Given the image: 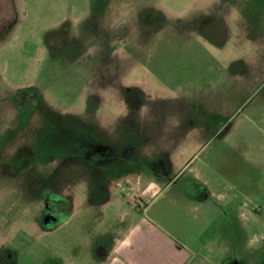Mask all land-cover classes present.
Returning a JSON list of instances; mask_svg holds the SVG:
<instances>
[{
	"label": "rangeland",
	"instance_id": "1",
	"mask_svg": "<svg viewBox=\"0 0 264 264\" xmlns=\"http://www.w3.org/2000/svg\"><path fill=\"white\" fill-rule=\"evenodd\" d=\"M149 203L264 264V0H0V264H100Z\"/></svg>",
	"mask_w": 264,
	"mask_h": 264
},
{
	"label": "crops",
	"instance_id": "2",
	"mask_svg": "<svg viewBox=\"0 0 264 264\" xmlns=\"http://www.w3.org/2000/svg\"><path fill=\"white\" fill-rule=\"evenodd\" d=\"M142 194L146 197L149 192L145 190ZM240 195L234 194V200ZM153 196L152 200L158 197ZM229 196L230 192L226 200L228 205L231 204ZM150 205H146L143 217L128 228L125 236L108 252V257L99 261L100 264H186L192 252L182 248L170 233L161 229L164 228L161 224L152 221L148 213Z\"/></svg>",
	"mask_w": 264,
	"mask_h": 264
},
{
	"label": "flooded vegetation",
	"instance_id": "3",
	"mask_svg": "<svg viewBox=\"0 0 264 264\" xmlns=\"http://www.w3.org/2000/svg\"><path fill=\"white\" fill-rule=\"evenodd\" d=\"M23 108H25V107H23ZM11 168L12 167H10L9 169H11ZM64 205H65V203L59 199H55L54 201L53 200L50 201V203L48 204V207H49L48 212L51 216L50 222L56 223L57 221H59L58 219L61 218L60 216H67V210H66V208H63Z\"/></svg>",
	"mask_w": 264,
	"mask_h": 264
}]
</instances>
